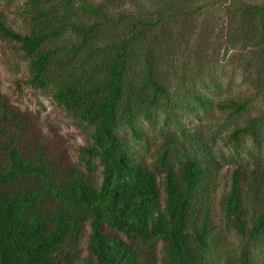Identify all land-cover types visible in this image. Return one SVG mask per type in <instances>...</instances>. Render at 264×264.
<instances>
[{
  "label": "trees",
  "instance_id": "obj_1",
  "mask_svg": "<svg viewBox=\"0 0 264 264\" xmlns=\"http://www.w3.org/2000/svg\"><path fill=\"white\" fill-rule=\"evenodd\" d=\"M14 6L16 27L0 9V39L87 143L65 158L0 85V264H264V159L223 183L214 149L185 122L212 108L199 87L232 77L213 73L224 53L245 86L215 102L234 120L225 144L264 146V1ZM160 116L150 148L139 123Z\"/></svg>",
  "mask_w": 264,
  "mask_h": 264
},
{
  "label": "rangeland",
  "instance_id": "obj_2",
  "mask_svg": "<svg viewBox=\"0 0 264 264\" xmlns=\"http://www.w3.org/2000/svg\"><path fill=\"white\" fill-rule=\"evenodd\" d=\"M24 0H0V9L4 10L13 25L16 27L19 18L15 12L17 2ZM249 3H259L264 0H242ZM228 57L221 53L217 64L214 66L213 73L225 69V74H230L223 80V90L212 92L204 91V87L200 88L201 92H205L207 98L212 101V108L209 113L200 112L201 116L196 117L192 114L185 115V122L188 129H198L200 136L206 139L215 151L214 161H216L222 174V182L231 172L229 171L237 163L254 164L255 161L264 159V146L257 145L251 138H247L246 146L241 149L239 154L235 153L234 148L227 147L225 144L226 135L230 132V127L234 120L227 119L225 111L223 112L215 103L220 98H226L238 95L245 86L242 84L240 72L231 66H228ZM212 71V70H211ZM28 76L27 64L19 58L7 45L0 39V85L4 94L11 98L14 105L33 114L38 123L40 134L47 138L48 144L65 152V158L76 160L78 156V147L87 143L84 134L77 128L75 122L61 109V107L48 95L40 90L27 85L24 80ZM164 117L160 116L156 122L149 123L141 121L139 128L144 133L145 141H149V147L157 141L160 136V129L163 128ZM128 141L132 145V149L142 158H148L149 153L143 150L142 145L145 141L140 140L135 135L131 136L128 131ZM228 173V174H227ZM227 174V175H226ZM86 255V252H84Z\"/></svg>",
  "mask_w": 264,
  "mask_h": 264
}]
</instances>
